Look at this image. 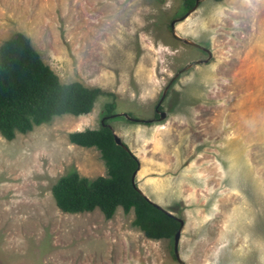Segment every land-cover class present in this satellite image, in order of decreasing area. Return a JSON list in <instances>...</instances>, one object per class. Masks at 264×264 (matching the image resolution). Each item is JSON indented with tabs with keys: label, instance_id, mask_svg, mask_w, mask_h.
<instances>
[{
	"label": "rangeland",
	"instance_id": "374dc122",
	"mask_svg": "<svg viewBox=\"0 0 264 264\" xmlns=\"http://www.w3.org/2000/svg\"><path fill=\"white\" fill-rule=\"evenodd\" d=\"M188 11L183 0H0V47L21 32L62 83L103 92L86 116L0 134V264H181L176 234L148 239L133 210L106 220L56 204L61 177L107 176L101 153L69 135L98 129L112 103L149 122L109 123L139 159L137 186L183 222L182 261L264 264V0H201L173 30Z\"/></svg>",
	"mask_w": 264,
	"mask_h": 264
},
{
	"label": "trees",
	"instance_id": "16d2710c",
	"mask_svg": "<svg viewBox=\"0 0 264 264\" xmlns=\"http://www.w3.org/2000/svg\"><path fill=\"white\" fill-rule=\"evenodd\" d=\"M195 4L196 0H183L185 10ZM101 94L100 88L80 82L62 83L31 39L21 32L0 47V134L8 141L57 117L90 114ZM115 115V105L107 104L98 129L69 135L72 144L96 148L101 153L107 176L89 179L72 171L61 177L52 188L56 204L61 211L72 214L100 209L106 220L113 219L119 207L126 214L133 210L132 226L148 239H170L181 222L150 202L134 185L133 174L140 162L127 145L116 144L109 123ZM134 122L149 123L138 119Z\"/></svg>",
	"mask_w": 264,
	"mask_h": 264
},
{
	"label": "water",
	"instance_id": "95a60500",
	"mask_svg": "<svg viewBox=\"0 0 264 264\" xmlns=\"http://www.w3.org/2000/svg\"><path fill=\"white\" fill-rule=\"evenodd\" d=\"M200 2H201V0H196V4H195V6L191 9V10H189L188 12H187V14H185L182 18H180L179 20H175L173 23H172V28H173V30L175 29V25H176V23L177 22H179V21H182V20H186L193 12H195L198 8H199V6H200ZM176 35V34H175ZM177 36V35H176ZM178 38H180L179 36H177ZM180 39H182V38H180ZM184 40V42H186V43H192V44H194L193 42H190L189 40H186V39H183ZM194 45H196V44H194ZM166 93H167V90L165 91V93H164V97L163 98H165V95H166ZM162 98V99H163ZM119 115H122V116H124L125 118H127V119H129V120H131V121H134L135 119L134 118H132L131 116H129V114H116L115 116H119ZM114 116V117H115ZM166 113H162L161 114V119H165L166 118ZM112 127V126H111ZM113 129V128H112ZM113 131H114V129H113ZM114 134H115V142H116V144L117 145H119V146H121V147H126V144L123 142V140L118 136V135H116V133H115V131H114ZM137 174H138V171H136L134 174H133V178H132V181H133V183H134V185L142 192V190L137 186V184H136V179H137ZM143 193V192H142ZM144 194V193H143ZM146 196V195H145ZM147 197V196H146ZM148 198V197H147ZM149 199V198H148ZM149 201L150 202H152L150 199H149ZM154 205H156L157 207H159L160 209H163L160 205H158V204H156V203H154V202H152ZM166 211V210H165ZM168 212V211H167ZM169 214H171V215H173L172 213H170V212H168ZM182 228H183V222L181 221V226H180V228H179V230H178V232L176 233V235H175V251H176V255H177V258H178V260L181 262V264H185L183 261H182V259L180 258V255H179V249H178V246H179V241H180V237H181V231H182Z\"/></svg>",
	"mask_w": 264,
	"mask_h": 264
},
{
	"label": "crops",
	"instance_id": "0c3cea01",
	"mask_svg": "<svg viewBox=\"0 0 264 264\" xmlns=\"http://www.w3.org/2000/svg\"><path fill=\"white\" fill-rule=\"evenodd\" d=\"M116 114H117V113H116ZM123 117H124V116H123ZM126 119H127V118H126ZM130 121H131V120H130ZM130 150H131L133 153H135L133 149L130 148ZM135 155H136V154H135ZM137 158H138V157H137ZM138 172H139V171H138ZM137 176H138V174H137ZM136 182H137V181H136Z\"/></svg>",
	"mask_w": 264,
	"mask_h": 264
},
{
	"label": "flooded vegetation",
	"instance_id": "af4514ba",
	"mask_svg": "<svg viewBox=\"0 0 264 264\" xmlns=\"http://www.w3.org/2000/svg\"><path fill=\"white\" fill-rule=\"evenodd\" d=\"M157 113H158V111H157Z\"/></svg>",
	"mask_w": 264,
	"mask_h": 264
}]
</instances>
